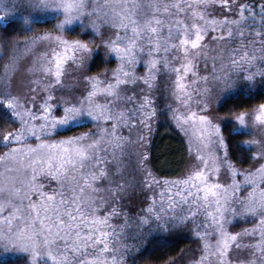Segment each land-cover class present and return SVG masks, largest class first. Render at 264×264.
Listing matches in <instances>:
<instances>
[{
	"label": "snow or ice",
	"instance_id": "6c2138e0",
	"mask_svg": "<svg viewBox=\"0 0 264 264\" xmlns=\"http://www.w3.org/2000/svg\"><path fill=\"white\" fill-rule=\"evenodd\" d=\"M47 10L56 13L55 31H37ZM77 21L95 31L105 56L118 59L116 68L84 74L101 45L66 38L67 26ZM0 40V58H8L0 75V147L7 149L0 162L15 164L0 172V247L30 252L32 264L41 255L54 264H128L135 244L120 236L134 219L137 234L131 239L140 242L154 231L195 223L202 246L191 264H264V102L234 113L225 135L217 121L228 117L211 111L208 87H196L243 80L251 92L257 82L264 85V0H0ZM38 45L48 49L42 67L48 75L17 87L15 72ZM69 60L81 70L84 86L57 95L66 91L62 77ZM201 65L204 75L197 70ZM161 83L176 105H165L176 126L198 132L197 164L186 179L162 181L183 189L179 201L169 196L165 204L162 190L141 215L126 211L124 202L131 207L137 195L161 183L141 146L148 142L141 133L150 135L159 115ZM194 97L209 114L192 110ZM241 129L255 135L236 141L238 148L248 147L233 159L231 142L234 134H244ZM60 131L71 134L46 139ZM130 145L141 147L134 170L139 180L125 176ZM239 159L254 163L242 168ZM221 169L230 174L227 185L211 182ZM44 181L55 187L46 191ZM244 189L251 190L241 195ZM183 204L188 207L181 209ZM117 217L122 224L112 223ZM238 217L255 223L231 231L227 226ZM233 250L246 255L233 259Z\"/></svg>",
	"mask_w": 264,
	"mask_h": 264
},
{
	"label": "rangeland",
	"instance_id": "374dc122",
	"mask_svg": "<svg viewBox=\"0 0 264 264\" xmlns=\"http://www.w3.org/2000/svg\"><path fill=\"white\" fill-rule=\"evenodd\" d=\"M101 2H102V0H101ZM163 2H164V0H163ZM54 16H56V13L53 10H47L45 12L40 13L39 19H46L48 17H54ZM60 18L62 19V17H60ZM75 26H81L82 27V25L79 21H77L76 23H74L72 25L67 26V28L64 32V36L66 38H68V39H79V38L71 37V36L67 35L68 34L67 31L74 29ZM53 31H55V29H53ZM101 32L102 33L106 32V28H102ZM80 33H84V35L87 34L90 37L89 40H86L90 43V45L91 44L101 45V40H100L99 36L95 33V31L92 28L89 27L87 29H84L82 27ZM80 40H82V39H80ZM21 47H23V46L21 45ZM47 51H48V49L46 46L38 45L33 53L26 55L21 60L19 66H18V69L15 72L14 83L16 84L17 87H19L22 84H27V82L29 80H42L46 75H48L42 71V67L45 64V60L43 58V55ZM105 51H106V49L102 45L99 48H97V50L93 54L92 59L86 64V66H85L86 72L84 74H99L104 68L114 69L117 67L118 59L114 55L110 56V57H106ZM98 55H102V57L105 61V64L101 70L93 72V71H91L93 61H94L95 57ZM4 64L0 66V75H2V73H3ZM197 70L201 72V75L206 74L203 71L202 65ZM138 71L143 72L144 68L141 67L138 69ZM52 75H54V72L52 73ZM109 76H110V73H109ZM161 79L163 81V77ZM62 84H63V87L65 88L66 91L57 92V95L67 94L68 91H76L77 89H80L84 86L82 83V79H81V70L78 69L76 67L75 63L71 60H69L68 63L65 65L64 76L62 77ZM236 85H237V83L235 84V86H229V89L235 88ZM202 86H206L209 89L208 102L211 105V111L220 117H228V119L219 120L217 122L221 123L222 127L226 123L234 124L235 121L231 119L232 115H222V114H219L218 111L216 110L215 89H217V83L216 82H210L207 85H203V84H197L196 85V87H202ZM21 90L25 91V92L27 91L26 88H22ZM76 94H79V93L77 92ZM195 99H196V97H194V102L192 104V110L198 111L200 114H209V113H206V112L201 110L203 107L202 105L199 108L197 107V105L195 103ZM166 104H172L173 107L176 106L173 103V100L171 98H169L167 90L164 87L163 83H161V87L159 88V91H158V99H157V104H156L159 115L155 119H153V121H152L151 134L149 135L147 132L141 133L142 135H144L147 138V141H148L147 143L141 142V146L143 147L144 151L151 154V156H150V159H151L150 168L153 170V172L156 176V179L158 181H160L161 183L158 185H155L153 187L152 191H146V193H140L139 195H137L131 201V207H128L129 202L125 201L124 202L125 203V210L128 212L139 213L142 215L143 212L141 211V209H145L147 207V204L150 202L149 198L152 195H156L157 200H159L162 190L164 191L165 204L168 202L169 196H172L175 200L179 201L180 196L178 195V192L183 191V189L180 187H177V186L165 185L162 183V181L165 179H168V180L186 179L187 176L191 174L190 166H195L197 164V158H196V148L198 145V140H197L198 132H197V130L190 126L188 128V130L185 131L183 128L176 126L175 121H173L171 119V111L165 107ZM165 113H167V115H165ZM93 126L94 125L90 123L87 125V128H91ZM87 128H85L83 130H87ZM166 130H168V132L174 131L178 134V136L180 138L182 137V139L184 140V142L186 144V148H187V152H188L187 163H186V166L183 169V171L180 174H178L177 176L169 177V178L158 174L154 170V166H155L154 163H157L159 161H162V162L165 161V158H164L165 153H163L161 155L160 159L158 158V156H160L158 149H159V147L162 146V144L166 140V138H165V137H167L165 134V132H167ZM245 130H247V129H245ZM168 132H167V135H169ZM127 134H128L127 131H125L124 135H127ZM254 135H255L254 132H250L249 138H251ZM63 137H65V136L54 135L52 137H46V139L55 140V139H60ZM135 139H136V137H135V135H133V140H135ZM37 142L38 141H35V140L29 141V143H31V144H35ZM5 151H7V149L4 147H1L0 154H2ZM140 151H141V147H138L137 145H130L125 149V156L123 157V159H124L125 163L128 165V169H127V172L125 173V176H127L129 173H132L135 176V178L137 180H139V173L134 171V170L136 167V160L138 158ZM252 151H255V148H252ZM14 166H15L14 163H9V164L5 165L4 163L0 162V172H3L5 167L12 168ZM113 167H114V161H112L110 159L109 163H108V168L111 171ZM242 168H244V167H242ZM238 179L243 180V176L238 177ZM211 182H213V183L218 182V183L227 185L231 182L230 174L225 172L224 169H221L219 180H217V178L215 176H212ZM44 183L46 185V187H45L46 191H51L52 188L55 187L54 183L51 186L48 185L47 181H44ZM99 186L105 187L106 184H101ZM169 187H172V189H173L172 192L166 191V189ZM250 190L251 189H244L241 191L240 194L244 195V194H246L247 191H250ZM186 194L187 193H185V195ZM174 207H175V205H174ZM180 207H181V209H186L188 207V205L183 204ZM179 211H180V209L177 210V214H179ZM199 222H200V220H199V218H197L196 223H199ZM112 223L119 225V224H122L123 221L121 218L117 217L116 219H114L112 221ZM253 223H255V221L252 220L251 218L245 219V218H239L238 217V218L232 220V222L227 227H229V229L231 231L235 232V231H240L242 228L251 227ZM0 227H3V225L0 224ZM195 233H196L195 223H188V224L183 225V226L171 228L167 231H154V232L146 235L145 237L146 238H152L153 236H157V237L161 236V237H165V238H194V240L196 241V244H194L190 248V250L186 253V255L182 259L179 260V264H191V261L193 259H196L201 254L202 241H200L196 237ZM136 234H137L136 233V224H135V221L133 219L132 221L129 222L127 228L125 229L124 234L122 236H120V239L124 243L132 245L134 243V240L131 239V237L136 235ZM116 246L119 247V245H116ZM130 251H132V248H129V251L127 253V258H128ZM233 254H236L235 250H233ZM0 257H3V258L26 257L28 263L32 264L30 252H26V251H23L20 249H16L12 246H9V248L7 250H4L2 247H0ZM38 260H39V264H54V262L51 260V257L45 256V255H41L38 258Z\"/></svg>",
	"mask_w": 264,
	"mask_h": 264
},
{
	"label": "trees",
	"instance_id": "16d2710c",
	"mask_svg": "<svg viewBox=\"0 0 264 264\" xmlns=\"http://www.w3.org/2000/svg\"><path fill=\"white\" fill-rule=\"evenodd\" d=\"M164 2H172V0H164ZM41 24L36 26V30L40 31L41 27H46L49 29H54L53 25L55 24V16L48 17L46 19H40ZM43 21H49L50 23L43 24ZM81 26H75L74 29L68 30L67 35L71 37H76L82 40H89L90 37L84 33H80ZM32 32H25L23 35L30 36ZM3 41L0 40V44ZM11 55V53H9ZM8 61L7 57L0 58V66ZM105 61L102 55L95 57L91 71H99L104 66ZM225 89V90H224ZM216 94V110L219 114L222 115H233L234 113L239 112L241 109H250L257 105L260 102H264V85H261L257 82V86L251 91H248L247 82L239 80L237 85L233 89L229 87H224L222 84L217 83V89H215ZM231 123H226L223 125L222 129L225 135L232 130ZM168 132V130H166ZM244 134L236 135L232 140V149L235 150L236 157H243L245 152L244 149H247L248 146H244V149L237 147L236 141L241 139H249L250 132L245 129H241ZM166 136V142L159 147L160 159L161 155L165 153V161H159L154 163V170L165 177H175L180 174L186 166L188 152L186 144L182 137L180 138L176 132H168L169 135ZM71 133L60 131L58 136H67ZM1 152V147H0ZM158 155V154H157ZM241 167L248 168L254 162L250 159H239L237 161ZM134 240L135 248H132V251L128 255V263L133 264H164V262L169 261L171 258H176L178 261L182 259L190 248L196 244L194 238H165L161 236H153L152 238H143V241ZM239 255L242 258L246 255L245 252H240L233 254V259ZM29 264L26 257H15V258H3L0 257V264Z\"/></svg>",
	"mask_w": 264,
	"mask_h": 264
}]
</instances>
